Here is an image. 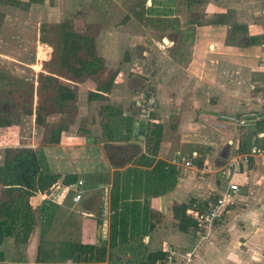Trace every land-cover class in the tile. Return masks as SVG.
I'll return each mask as SVG.
<instances>
[{
	"label": "crops",
	"instance_id": "1",
	"mask_svg": "<svg viewBox=\"0 0 264 264\" xmlns=\"http://www.w3.org/2000/svg\"><path fill=\"white\" fill-rule=\"evenodd\" d=\"M187 2L199 3L200 19L186 22L188 14L185 7ZM147 5L148 8L157 10L156 13L148 14V17L162 19V28L168 29L167 32L166 30L161 33L159 30L156 31V35L161 36L163 41L166 42V39L169 41V47L165 53L167 59L164 57L158 60L150 70L144 68L146 77L141 73H129L126 77L125 73L120 71L112 90L113 92L118 90L120 84L125 82L138 105H142V100L145 97H155L156 87L158 89L156 94L160 97H175L172 93L174 92V94L181 93L180 97L191 98L192 104L187 108L188 113L197 116V120L193 123V135L200 136L202 140H191V136L190 139H186L185 137L189 135H184V138L177 139V141H181V144L179 143L181 147L176 149L175 153L181 152L190 156L191 153L197 152L198 156L194 159V167L177 166L171 162L168 156V146L164 141H175L174 139L163 137L158 155L154 156L149 145L145 142L149 141L147 139L149 129L145 121H134V133L135 127H139L141 122L145 124V127H139L141 128L139 137L142 139L139 140L137 136H134L130 140L131 142L116 141V143L139 145L142 149L140 154L145 153L151 159H155V164L161 160L173 164L178 175L176 187L173 190L163 195L138 199V201L146 202L142 207L146 206L147 211L139 209L138 212L142 218L147 219L149 230L140 231L134 236L129 227L128 233L123 237L120 225L112 221L114 213L112 205L116 201L113 196L112 176L109 180H103L101 176V179L97 181L81 178L85 181L86 193L83 199L77 203L72 200L74 193L71 189L72 185H64L62 178L56 183L51 194L37 192L31 196L30 202L35 212L36 227L26 243L16 240L14 236L7 237L0 245V253H3L4 257L2 260L0 259L1 262L9 264H25L26 260H28V264L59 262L60 260L52 262L39 260L41 238L37 236L36 243L34 234L36 229L37 234L39 233L38 217L49 222L55 216L57 208H62L59 207V204L64 203L78 207V212L85 224L91 225V233L94 232L91 236L93 244L107 247L108 258L102 262L103 264L109 263L110 256L116 258L114 264H124L126 260L134 261L135 263L132 264H140L149 253L163 252L167 257L169 251L176 253V264H180L185 254L191 251H195V253L189 264H264V164L259 158H252L249 163L240 164L238 169L231 168L229 170L227 166L228 157L234 150L247 153L253 146L264 147V67L260 65L264 60V0H173V2L158 0L157 4L155 0H147ZM179 7L184 10V13L177 11ZM230 13L234 14L237 22L238 32L235 36L228 35L233 27L226 20ZM222 16H225L223 22L220 21ZM177 18L179 19L177 26L179 28L176 29L173 26L171 28L170 22L178 20ZM118 35L122 41L124 35L119 33ZM254 38L259 41L253 42ZM152 40L157 44V39L152 38ZM181 40L184 47L181 46L183 45ZM255 45L256 47H254ZM151 49H154L152 45L146 48L141 45L137 46V62L133 65L145 66L144 63L151 56ZM187 49H189V53L186 52ZM128 63L131 65L130 62ZM163 65L167 67V74H164V80L160 83L157 82L155 75ZM138 69L141 70L140 67ZM134 70L131 69V71ZM173 75H178L177 80ZM224 79L227 83L226 87L241 93L239 94L240 99L230 95L232 99L224 101L223 98L210 105V108L200 110L195 87L199 88L207 82L211 84L210 86H214L213 89L216 93H221L216 86H219V83H222ZM74 83L79 86L80 91L85 88L92 92L97 91L91 86L86 87L83 84ZM144 87L151 89L143 92ZM104 94L110 96L108 93ZM178 101L181 102L179 99ZM250 112H257L262 116L255 125L232 127L221 134L215 130L217 129V120L222 113L241 115ZM124 113L129 114L127 111ZM153 119L154 122L160 121L155 117ZM60 142L56 145L64 146L66 144L69 147L76 145L81 146L86 152L88 151L82 157L84 160H96L95 156L91 157L95 151L92 155L89 151L94 150L96 145H104V141L98 142L91 135H79V133L71 132L68 129L62 132ZM8 144L2 145V141H0V148H6ZM226 150H229V153L223 159L222 154ZM140 154L134 162L124 168H114L107 155L105 157L103 154V159L109 163L110 173L116 169L125 171L130 166L153 169L155 164L148 166L137 163ZM2 159L4 156L0 153V165L3 164ZM205 166H210L212 170L202 175L200 170ZM96 173L102 172L97 171L94 174ZM231 178L241 185V190L237 193L231 192L230 206L224 217L209 231L207 237L202 238L198 234L197 227H192L188 231L181 230L180 222L174 214L175 205L193 203L187 213L197 221L196 212L206 211L220 195L225 193ZM3 188V185L0 184V199L5 198L2 193ZM69 189L73 191L71 203L64 200ZM95 194H98L97 198ZM52 197L53 199H51ZM34 200H37L36 205ZM120 202L117 201L116 208ZM136 205L137 209L141 207V205ZM142 212L146 213L142 214ZM112 232H114V238ZM111 240L114 241L113 245H111ZM8 243H14L12 251L8 250ZM27 245L29 248L28 251H25L24 246ZM14 251L16 253L21 251L18 260L9 259L11 252L14 253Z\"/></svg>",
	"mask_w": 264,
	"mask_h": 264
},
{
	"label": "rangeland",
	"instance_id": "2",
	"mask_svg": "<svg viewBox=\"0 0 264 264\" xmlns=\"http://www.w3.org/2000/svg\"><path fill=\"white\" fill-rule=\"evenodd\" d=\"M19 1H21L20 5L9 4L6 0L0 3V100L2 98L7 100L2 103L4 107H12L7 118L2 119L6 121V125L0 126L2 145L9 143L8 147L24 146L35 149L41 157L44 170L48 173L61 174L59 180L69 173L77 174L85 180L95 181L101 179V176L103 180H109L112 176L113 196L116 198L114 203L121 201L116 208L117 214L112 216V221L120 225L123 237L128 233L129 227L134 236L140 231H148L147 219L142 218L138 212L139 209L147 211L146 206L142 207L146 202L138 201V199L163 195L173 190L178 180L175 166L161 160L155 169L130 166L125 171L116 169L110 173L111 167L103 159V154L105 157L107 155L106 139L131 142L130 140L137 136V139L141 140L142 138L139 137L141 128L139 127H145V124L141 122L139 127H135L134 133L133 122L145 121L149 129L147 136L149 141L145 142L152 151L151 127L156 124L164 125L162 139L165 137L175 140L164 141L168 146V156L172 161L176 149L181 147V141H177L178 138L182 139L184 135H189L185 138L190 139L191 136V140H202L200 136L193 135V123L197 120V116L189 114L187 109L192 104V99L180 97L181 93L178 95L174 92L172 93L175 97H160L156 94L158 89L154 85L156 102L151 117L158 118L160 121L152 122L147 120L145 115L146 99L149 97L143 98L142 105H138L125 82L120 84L118 90L114 92L111 90L108 93L110 96L101 99H90L92 91L88 88L80 91L79 86L74 82L97 89L100 82L107 81L115 72L117 76L120 71H123L126 77L129 73H141L146 77L144 68L150 70L158 60L164 57L167 59L165 53L168 45L164 46L162 37L159 35L158 37L156 31L159 30L161 33L163 30L167 32L168 29L162 28V19L148 17V14L156 13L157 10L148 8L147 0H44L42 3H32L27 8L24 3L28 0ZM155 3L157 4L158 0H155ZM198 4L187 2L186 22L200 19ZM177 11L184 13L180 7ZM126 13L127 16H125ZM224 20L225 16H222L220 21ZM226 20L233 26L228 35L235 36L238 31L234 14L230 13ZM170 23L171 28H179L177 27L179 19ZM66 31H77L94 39L96 51L104 59V72L94 77L76 78L73 76L61 51L62 38ZM118 33L124 35L122 41ZM152 38L157 39V44ZM256 40L259 41L254 38L253 42ZM181 43L183 44L182 40ZM139 45L144 48L151 47V45L154 47L143 67L133 65L137 62L136 47ZM181 46L184 47V44ZM186 52L189 53V49ZM166 68L163 65L158 69L155 75L157 82L161 83L164 80V74H167ZM131 69L135 70L131 71ZM173 76L177 80L178 75ZM226 84L224 79L219 86H216L221 93H216L214 86H210L211 84L207 82L199 88L195 87L199 109H208L210 105L223 98L224 101L230 100L232 99L230 95L240 99L239 94L241 93L226 87ZM61 85L71 88L76 93V98L64 101V105L58 104V88ZM148 89L151 88L144 87L142 91L147 92ZM176 96L179 97L176 98ZM108 106L111 108L108 109ZM111 111L118 116L104 133L103 125L109 121ZM125 111L129 114L126 115ZM61 126L79 135H91L98 142L104 141L103 146L96 145L94 150L89 151L91 155L95 151L91 157L95 156L96 160L82 159L88 151L83 150L81 146L69 147L66 144V146H57V143L50 141L52 130ZM215 130L220 134L226 132L218 128ZM189 142L195 143L196 141ZM0 153L5 157V147L0 148ZM3 160L2 163H4ZM125 166L122 165L120 168ZM97 171L102 173L94 174ZM71 189L73 190V187ZM71 189L68 190L64 199L69 203H71L73 193ZM95 197L97 198L98 194H95ZM36 201L34 200L35 205ZM56 203L59 204V202ZM60 204L59 207L62 208H57L51 222L46 219L43 221L38 217L39 233L37 234L36 229L34 236L36 243L37 236L41 238L40 247L42 248V259L45 262L76 257L74 243H89V241L93 243L91 240L94 233H91L92 227L85 224L78 212V207L71 204ZM136 204L141 207L137 209ZM145 213L142 212V214ZM28 246H24L25 251H28ZM8 248L12 251L14 243H8ZM11 253L9 258L11 260H18L21 255V251ZM107 258L108 251L104 260L106 261ZM115 259L110 256L108 264H114ZM132 263L135 262L130 260L124 262V264ZM0 264L9 263L0 261ZM25 264H28V260Z\"/></svg>",
	"mask_w": 264,
	"mask_h": 264
},
{
	"label": "trees",
	"instance_id": "3",
	"mask_svg": "<svg viewBox=\"0 0 264 264\" xmlns=\"http://www.w3.org/2000/svg\"><path fill=\"white\" fill-rule=\"evenodd\" d=\"M5 0H0L4 2ZM12 5H20L19 0H6ZM44 0H28L24 3L27 7L32 3H42ZM62 55L69 70L76 78L85 76H96L104 72V59L98 55L94 39L88 35L77 31H66L62 38ZM117 73L115 72L107 81L100 82L97 91L90 94V99H101L105 97L104 93H109L115 82ZM49 79H51L49 77ZM52 80V79H51ZM58 104L64 105V101L74 100L76 93L69 87L59 86ZM7 100L2 98L0 100V126L6 125V121H2L4 117L7 118L8 112L12 107H4L2 103ZM110 109L111 107H107ZM112 110V109H111ZM32 112L31 110L29 111ZM4 114V115H2ZM117 114L110 112L109 121L106 122L105 130L110 127L111 122L115 121ZM40 117V115H38ZM66 129L61 126L58 129H53L50 135V141L59 143L61 141L62 132ZM151 139H153L152 154L158 155V149L161 145V140L164 132V126L156 124L151 127ZM103 133V135H105ZM105 149L111 165L115 168H120L122 165H127L134 162L135 158L141 153V147L137 144L116 145L114 142L119 139H106ZM137 161V160H136ZM139 165L153 166L155 159H151L145 153L140 154V159L137 161ZM160 161H158L154 169L157 168ZM167 165H165L166 167ZM61 177V174L48 173L44 170L39 153L30 147L10 146L5 148L4 163L0 165V184L3 185V196L0 199V245L9 236H14L16 240L21 242H28L30 235L36 227L35 212L30 202L31 196L37 192H46L51 189ZM81 177L77 174L69 173L63 178L64 185H74ZM194 202V201H193ZM193 203L190 204H176L174 207L175 217L180 222V229L188 231L192 227H197V221L188 215L187 211ZM112 208L117 214L116 204L113 202ZM114 238V232H112ZM111 240V245H113ZM74 250L77 259H88L96 261H104L107 255V247L96 246L93 243H74ZM3 253H0L2 260ZM39 260L42 258V248H39ZM165 258L163 252L149 253L147 258L140 264H155L158 259Z\"/></svg>",
	"mask_w": 264,
	"mask_h": 264
},
{
	"label": "built area",
	"instance_id": "4",
	"mask_svg": "<svg viewBox=\"0 0 264 264\" xmlns=\"http://www.w3.org/2000/svg\"><path fill=\"white\" fill-rule=\"evenodd\" d=\"M165 46V45H164ZM261 67H264V60L261 61ZM156 99L150 97L146 99L145 104V115L147 120L154 122V119L151 117V114L154 110ZM264 115V110H263ZM261 115L257 112H250L244 114H232V113H222L216 123L218 129L226 130L232 127H249L255 125L259 120H261ZM198 156L197 152L191 154V156H186L185 154L179 152L172 158V163L177 166H186L194 167V159ZM252 158H259L264 164V147L253 146L251 150L247 153H240L238 150H234L230 153L228 157V169L231 168L238 169L240 164L249 163ZM210 166H205L200 170L202 175L209 173L211 171ZM233 178V175H232ZM229 181V187L225 193L220 195L217 200L212 203L206 211H197L196 219L198 221L197 230L198 234L202 238H206L209 231L212 227L220 221L228 207L231 204V192L237 193L241 190V185L238 182L232 180ZM73 187V197L74 202H79L83 199L86 188L85 181L79 180L76 184L72 185ZM195 251H191L183 257L180 264H189L194 255ZM53 264V263H52ZM54 264H103L100 261L88 260L85 258L77 259L75 257H68L62 261L56 262ZM157 264H176V253L174 251H169L167 257L157 262Z\"/></svg>",
	"mask_w": 264,
	"mask_h": 264
},
{
	"label": "water",
	"instance_id": "5",
	"mask_svg": "<svg viewBox=\"0 0 264 264\" xmlns=\"http://www.w3.org/2000/svg\"><path fill=\"white\" fill-rule=\"evenodd\" d=\"M229 150H226L223 154H222V158L225 159L228 156ZM57 184H55L51 189L47 190V194H51L52 189L56 186Z\"/></svg>",
	"mask_w": 264,
	"mask_h": 264
},
{
	"label": "flooded vegetation",
	"instance_id": "6",
	"mask_svg": "<svg viewBox=\"0 0 264 264\" xmlns=\"http://www.w3.org/2000/svg\"><path fill=\"white\" fill-rule=\"evenodd\" d=\"M162 41H163V40H162ZM163 44H164V45H168L167 47H169V44H168L167 42L163 41Z\"/></svg>",
	"mask_w": 264,
	"mask_h": 264
},
{
	"label": "bare ground",
	"instance_id": "7",
	"mask_svg": "<svg viewBox=\"0 0 264 264\" xmlns=\"http://www.w3.org/2000/svg\"><path fill=\"white\" fill-rule=\"evenodd\" d=\"M166 42L168 43L169 41H168V40H166ZM40 48H41V46H40Z\"/></svg>",
	"mask_w": 264,
	"mask_h": 264
}]
</instances>
